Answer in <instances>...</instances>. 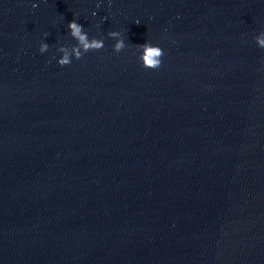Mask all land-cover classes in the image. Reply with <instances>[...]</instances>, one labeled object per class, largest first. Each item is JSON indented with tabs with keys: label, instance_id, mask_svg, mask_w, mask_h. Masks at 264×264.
<instances>
[{
	"label": "water",
	"instance_id": "95a60500",
	"mask_svg": "<svg viewBox=\"0 0 264 264\" xmlns=\"http://www.w3.org/2000/svg\"><path fill=\"white\" fill-rule=\"evenodd\" d=\"M74 18L104 47L61 66ZM260 35L264 0H0V264H264Z\"/></svg>",
	"mask_w": 264,
	"mask_h": 264
},
{
	"label": "clouds",
	"instance_id": "9594fccd",
	"mask_svg": "<svg viewBox=\"0 0 264 264\" xmlns=\"http://www.w3.org/2000/svg\"><path fill=\"white\" fill-rule=\"evenodd\" d=\"M35 6L36 5L33 4V7ZM99 6L100 4L98 2L97 7ZM92 15L95 16L96 13L93 12ZM136 23H139V20H137ZM66 27L68 29V35L74 39L75 43L70 45L59 44L57 46L56 52H58L59 55L52 54V59H54L57 64L61 66L68 65L73 59L81 58V56L89 50L101 49L104 47V38L102 36H90L84 26L77 22V19L74 18L68 21ZM107 36L114 40V43L112 44L113 51L120 52L127 46L125 38L120 30H110L107 32ZM257 42L261 48H264V35L258 36ZM48 49L49 44L46 41L41 40L39 43V52L44 53ZM135 51L141 67L156 69L159 68L162 63L164 51L158 44L145 41L136 44Z\"/></svg>",
	"mask_w": 264,
	"mask_h": 264
}]
</instances>
